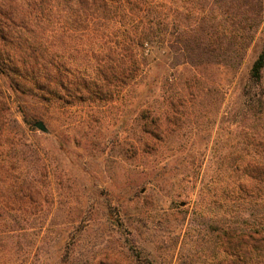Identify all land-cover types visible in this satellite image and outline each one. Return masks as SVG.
Wrapping results in <instances>:
<instances>
[{"label": "trees", "instance_id": "16d2710c", "mask_svg": "<svg viewBox=\"0 0 264 264\" xmlns=\"http://www.w3.org/2000/svg\"><path fill=\"white\" fill-rule=\"evenodd\" d=\"M224 2L0 0L1 253H13L20 234L44 227L15 214L30 211L28 203L42 194L48 196L43 188L52 176L41 148L26 140V130L12 117L9 94L31 88L46 103L99 106L140 85L149 91L153 66L161 67L162 80L171 84L186 68L192 80L212 69L237 71L239 61L230 58L236 50L217 41L223 35L214 13ZM204 88L198 80L190 91L197 96ZM239 88V104L229 111L231 153L212 161L215 169L198 195L204 205H213L197 230L201 244H211L210 264H264V49ZM167 96V105L177 106L175 95ZM137 107L136 150L147 148L148 136L163 130L161 114L150 116L147 101L138 99ZM23 115L26 125L27 112ZM80 264L106 263L83 257Z\"/></svg>", "mask_w": 264, "mask_h": 264}, {"label": "rangeland", "instance_id": "374dc122", "mask_svg": "<svg viewBox=\"0 0 264 264\" xmlns=\"http://www.w3.org/2000/svg\"><path fill=\"white\" fill-rule=\"evenodd\" d=\"M216 6L223 35L217 41L236 50L230 58L240 65L199 76L205 88L197 96V88L190 91L198 81L190 79L191 69L179 68L171 84L162 80L159 66L150 71L152 90L140 85L99 106L46 103L31 88L9 94L12 117L26 130V140L41 148L52 176L43 188L48 196L15 214L44 227L17 236L14 254L0 252V264H80L83 257L106 264H146V257L152 264L211 263V244H201L197 230L213 205L198 195L215 169L212 161L231 153L229 111L238 106L239 86L264 49V0ZM168 94L177 106L167 105ZM138 99L147 101L150 116L161 114L163 130L136 150ZM37 120L48 132L34 126Z\"/></svg>", "mask_w": 264, "mask_h": 264}, {"label": "water", "instance_id": "95a60500", "mask_svg": "<svg viewBox=\"0 0 264 264\" xmlns=\"http://www.w3.org/2000/svg\"><path fill=\"white\" fill-rule=\"evenodd\" d=\"M34 126L37 127L39 130L43 131V132H48V128L46 127V125L44 124L43 121L41 120H37L34 122Z\"/></svg>", "mask_w": 264, "mask_h": 264}]
</instances>
